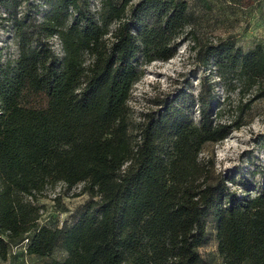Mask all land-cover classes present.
Returning <instances> with one entry per match:
<instances>
[{
  "label": "trees",
  "instance_id": "1",
  "mask_svg": "<svg viewBox=\"0 0 264 264\" xmlns=\"http://www.w3.org/2000/svg\"><path fill=\"white\" fill-rule=\"evenodd\" d=\"M43 1L30 25L18 0H0L18 41L15 61L0 57V260L22 247L45 264H206L199 248L213 233L222 264H264V181L238 192L201 155L240 127L212 117L210 92L197 99L198 123L180 103L129 121L142 67L174 57L194 22L188 3L100 0L94 14L85 0ZM193 48L227 94L246 99L240 114L264 96L260 44ZM57 184H81L89 198L73 222L50 227L39 199ZM58 246L63 260L51 258Z\"/></svg>",
  "mask_w": 264,
  "mask_h": 264
},
{
  "label": "rangeland",
  "instance_id": "2",
  "mask_svg": "<svg viewBox=\"0 0 264 264\" xmlns=\"http://www.w3.org/2000/svg\"><path fill=\"white\" fill-rule=\"evenodd\" d=\"M85 1L91 13L95 14L100 9V0ZM113 1L118 3L120 0ZM185 1L194 22L185 28L174 57L168 61L156 60L142 67V74L133 85L128 100L131 127L135 128L141 123L146 113L170 103L182 104L189 119L198 123L197 99L200 93L210 92L214 99L212 117L224 123H239L240 127L222 142L205 145L201 155L209 158L214 176L233 179L235 185L231 187L238 192L242 189L241 183L260 185L264 181V96L240 114V107L236 106L240 102L244 104L246 99L240 101L236 91L227 94L225 88H230L228 83L217 79L211 64L205 67L195 55L193 47L198 49L232 40L242 52L256 44L264 49V0ZM48 8L43 0H18L15 11L18 17L35 25L43 19ZM11 23V15L0 2V57L15 61L18 41ZM48 43L60 56L61 47L57 38H50ZM239 87L237 84L236 88ZM180 96L182 99L178 100ZM56 195H59V200L53 202L52 198ZM88 198L89 194L83 191L81 184L71 189L57 184L53 191L39 199V205L44 207L40 223L50 227L70 224ZM199 253L206 264H222L213 233L207 243L199 248ZM64 257V251L58 246L51 258L63 260ZM48 261L47 258L27 255L21 247L12 249L8 259L0 260V264H45Z\"/></svg>",
  "mask_w": 264,
  "mask_h": 264
},
{
  "label": "built area",
  "instance_id": "3",
  "mask_svg": "<svg viewBox=\"0 0 264 264\" xmlns=\"http://www.w3.org/2000/svg\"><path fill=\"white\" fill-rule=\"evenodd\" d=\"M28 243V239L26 238V239H24V241L22 242V246H25L26 244ZM15 249L17 248V247H14Z\"/></svg>",
  "mask_w": 264,
  "mask_h": 264
}]
</instances>
